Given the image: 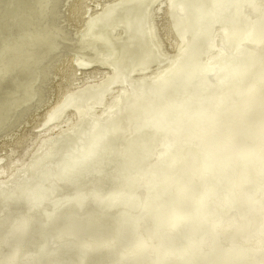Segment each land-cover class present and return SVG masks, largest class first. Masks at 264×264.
<instances>
[{
  "label": "bare ground",
  "instance_id": "6f19581e",
  "mask_svg": "<svg viewBox=\"0 0 264 264\" xmlns=\"http://www.w3.org/2000/svg\"><path fill=\"white\" fill-rule=\"evenodd\" d=\"M88 1L0 0V264H264V0Z\"/></svg>",
  "mask_w": 264,
  "mask_h": 264
},
{
  "label": "rangeland",
  "instance_id": "374dc122",
  "mask_svg": "<svg viewBox=\"0 0 264 264\" xmlns=\"http://www.w3.org/2000/svg\"><path fill=\"white\" fill-rule=\"evenodd\" d=\"M32 2H34V3H32V4H29V2H28V5H30L31 7L36 3V2H38L39 4H42V2H41V0H31ZM107 1H113V0H89L88 2H87V4H90V6H88L87 8H90V10H92V9H94V10H96L97 9V7L99 6V4L100 3H104V2H107ZM162 1V2H161ZM164 1L165 0H152V2H154L153 3V6H152V8H155L156 9V13H157V19H156V21H157V28H158V30L163 34L164 33V31H163V29H164V27H165V25H166V19H165V13L162 11V10H157V7H158V5L160 4V2L161 3H163L164 4ZM26 2L27 1H23L22 2V5H23V7L24 8H26ZM106 5L108 4V3H105ZM165 8L166 9V7L165 6H163V5H161V7L160 8ZM32 9V8H31ZM64 10V9H63ZM91 12V11H90ZM28 14H29V16H30V18H32V12H28ZM40 15L39 16H35L34 17V19H31L33 22H34V24H35V26L37 25V26H40L41 25V21L39 20L40 19ZM4 20V19H3ZM9 30V29H8ZM8 30L6 31V32H3V34L1 35L0 34V37L1 36H4L5 34H7V32H8ZM18 30V31H17ZM11 31H13L14 33H16L15 31H17V33H16V36H19L18 35V33L19 34H21V36H25V34H26V32H27V30L26 29H24V27L22 26V23H16V24H14V25H12L11 26ZM166 37H164V39H165ZM176 42H177V40H176V36H170L169 38H168V41L166 42V48H167V50L168 51H173V49L175 48V46H176ZM100 49H101V47H99ZM98 52H100V50H96V48L94 49V51L92 52V54H94L93 56H92V58L91 59H93L94 60V62H97V63H93L92 65H90V64H88V65H86V66H84V68H81V70H77V74H76V76L74 77V81L72 80V84H70L68 87H66V85H64L63 84V87H62V89L63 90H67V89H69V90H73V89H75V88H77V87H79V86H81L82 84H85V86L83 87V88H86V87H88L89 85H91V84H93V83H95V81H97V80H99L100 79V77H102V76H106V73L108 72V70L106 69L107 68V66L106 65H104V64H102V63H100V62H98L97 60H96V58H94L95 57V54H97ZM1 64H2V66H3V61L1 62ZM0 64V65H1ZM5 65V64H4ZM93 68H97V69H99V71H97L96 73H97V76H95V74L94 73H92V70H93ZM77 69V68H76ZM26 73V71H24V73L23 72H21V73H13V72H11V73H9V74H7L8 76H6L5 78H4V80H2V82L0 83V110L3 108V107H6V106H9V103H12V101H15L17 98H18V96L19 95H22L23 94V92H24V90L23 89H25L26 88V86H25V82H26V80H27V75L24 77V74ZM24 77V78H23ZM102 82V81H101ZM24 84V85H23ZM15 85V86H14ZM21 85H23V89L20 91L19 90V87L21 86ZM10 91V92H9ZM261 93V92H260ZM50 95H52V94H50ZM51 98H49V100H48V103L45 105H43L42 107H41V109L39 108L38 110H37V113L35 114V117L33 118V119H31L32 120V122L30 121L29 123H27V124H24V125H18V128L16 127L17 126V124H15L13 127H11V128H14V127H16V128H14V129H9L10 130V134H13L14 136H18V135H20L22 132H25V130L26 131H28V132H37V130L39 129L37 126L41 123V120H42V118H43V116L46 114V112L48 111V108H49V106L54 102V100H55V97L52 95V96H50ZM257 98H259V99H261V98H263V94L261 93V94H259L258 95V97ZM10 100V102L9 103H7L6 104V100ZM15 99V100H14ZM6 104V105H5ZM6 109H7V107H6ZM261 109H262V107H260V108H256L254 111H253V113H252V116H251V120L252 121H255V122H257V120H256V118L257 117H259L260 116V114H261ZM69 115V111H67V113L65 112L61 117H60V122H62V121H66V117ZM0 115H4L3 113H2V111H0ZM8 115V114H7ZM69 117V116H68ZM42 124H44V122H42ZM65 123H61V125H64ZM254 124H251V126H253ZM19 126H20V129H19ZM41 127H43V126H41ZM24 129V130H23ZM11 130H12V132H11ZM16 131V132H14L13 133V131ZM245 130V128L244 129H242V132ZM8 131V130H7ZM9 133L8 134H3V133H1L0 135V163H1V160L3 159L2 157L4 156V154H5V152L6 151H8L9 149H10V145H11V142H8V141H10V139H8V138H10V136L11 135H9ZM47 133H49V132H47ZM35 134H37V133H35ZM3 135V136H2ZM7 135V136H6ZM9 135V136H8ZM5 136H6V138L8 139H6L5 138ZM34 137L36 138V136H31V137H29V138H26V140L24 141V143L22 144V146L19 148V149H17L16 150V152H17V155L20 153V152H22V155H24V153L25 152H23L24 150H26V151H28V150H30V149H32L33 148V144H34ZM3 138H5V139H3ZM37 139H38V137H37ZM6 141V143H3V142H5ZM3 141V142H2ZM247 145H250V144H243L242 145V148H244V147H246ZM252 146V145H251ZM23 150V151H22ZM11 159H15L13 156H11ZM263 159V161H264V157L262 158ZM233 161H235V159L233 160ZM3 164V163H2ZM261 187H264L263 185L261 186ZM236 257H238V256H236ZM243 257H245V256H243ZM239 261H241V262H239ZM242 261H244V258H242L241 257V259H239V260H236V262L238 263V264H241L242 263Z\"/></svg>",
  "mask_w": 264,
  "mask_h": 264
}]
</instances>
